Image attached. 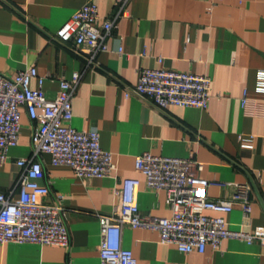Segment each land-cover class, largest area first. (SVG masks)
<instances>
[{
  "label": "crops",
  "instance_id": "0c3cea01",
  "mask_svg": "<svg viewBox=\"0 0 264 264\" xmlns=\"http://www.w3.org/2000/svg\"><path fill=\"white\" fill-rule=\"evenodd\" d=\"M86 1L0 0V73L13 75L35 65L44 76L46 97L54 98L60 78L84 71L71 125L97 128L101 147L112 152L115 163L111 176L83 180L42 154L40 182L49 186L43 200L63 195L69 247L5 242L0 264H101L99 215L113 212L115 190L124 178L140 180L141 212L171 216L165 190L147 188L135 169V157L144 151L201 161L198 174L210 182L208 196L233 201L230 211L207 214L222 216L233 230L264 227V90L257 86L264 70V0H128L126 15L108 38L109 49L97 53L87 68V53L51 38ZM94 1L102 17L116 9V0ZM142 67L210 76L208 107L160 110L145 98L127 96L125 86L137 83ZM30 86L40 87L37 77ZM35 123L22 110L18 144L9 148L0 168V192L18 196L23 170L17 160L31 154ZM122 244L137 264H264V245L256 241L225 238L218 249L207 245L204 252L186 253L161 242L154 230L124 226Z\"/></svg>",
  "mask_w": 264,
  "mask_h": 264
},
{
  "label": "built area",
  "instance_id": "2783aa9c",
  "mask_svg": "<svg viewBox=\"0 0 264 264\" xmlns=\"http://www.w3.org/2000/svg\"><path fill=\"white\" fill-rule=\"evenodd\" d=\"M127 1L116 0V9L102 17L95 1L87 0L51 38L71 44L77 53H87V68L94 64L97 53L109 49L108 38L118 26L119 18L126 15ZM83 72L75 71L70 78H60L54 98L46 97L42 89L44 76L38 75L35 65L13 75L0 73V168L8 160L9 148L18 144L22 110L36 121L31 128V154L17 160L23 170L16 183L18 196L0 192V244L69 247L63 195L56 193L53 202L43 200L49 186L40 182L44 176L42 154H50L52 164L69 167L83 180L111 176L115 169L112 152L100 145L98 129L78 130L71 125L72 101ZM34 77L39 80V88L30 86ZM210 85L211 78L205 74L142 67L137 83L126 85L125 93L145 98L160 110L171 105L206 109ZM257 86L264 90V70L259 72ZM245 101L243 98L242 102ZM262 138L264 141V133ZM202 168L203 163L191 156L157 155L149 151L136 155L135 169L144 175L146 187L165 190L173 211L171 216L141 212L138 207L140 180L124 178L122 186L115 190L113 212L99 215L101 264H137L133 252L122 244L124 226L154 230L161 242L173 243L186 253L204 252L207 245L218 249L225 238L264 245V227L249 232L233 230L227 227L222 216L207 214V210L230 211L233 201L208 196L210 182L198 174ZM242 208L250 211L248 201L242 202Z\"/></svg>",
  "mask_w": 264,
  "mask_h": 264
}]
</instances>
